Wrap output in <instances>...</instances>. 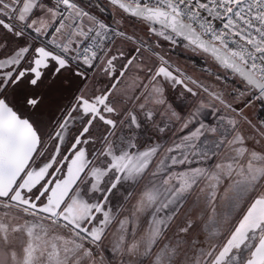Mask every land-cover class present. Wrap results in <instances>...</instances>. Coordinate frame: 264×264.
Instances as JSON below:
<instances>
[{"label":"snow or ice","instance_id":"1","mask_svg":"<svg viewBox=\"0 0 264 264\" xmlns=\"http://www.w3.org/2000/svg\"><path fill=\"white\" fill-rule=\"evenodd\" d=\"M0 264H264V0H0Z\"/></svg>","mask_w":264,"mask_h":264},{"label":"trees","instance_id":"2","mask_svg":"<svg viewBox=\"0 0 264 264\" xmlns=\"http://www.w3.org/2000/svg\"><path fill=\"white\" fill-rule=\"evenodd\" d=\"M196 60H197V66H200V64H201L202 62L199 61V58H196Z\"/></svg>","mask_w":264,"mask_h":264},{"label":"rangeland","instance_id":"3","mask_svg":"<svg viewBox=\"0 0 264 264\" xmlns=\"http://www.w3.org/2000/svg\"><path fill=\"white\" fill-rule=\"evenodd\" d=\"M182 59V62H183V58H181ZM199 68V66H197V69ZM190 71H191V68L189 69Z\"/></svg>","mask_w":264,"mask_h":264}]
</instances>
